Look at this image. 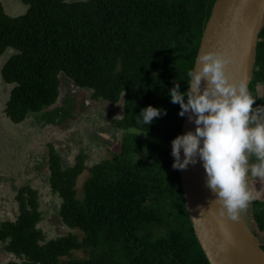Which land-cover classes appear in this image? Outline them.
<instances>
[{
  "label": "trees",
  "instance_id": "trees-1",
  "mask_svg": "<svg viewBox=\"0 0 264 264\" xmlns=\"http://www.w3.org/2000/svg\"><path fill=\"white\" fill-rule=\"evenodd\" d=\"M20 1L27 12L11 17L0 0V56L13 51L2 70L13 85L5 109L10 120L22 123L56 104L64 75L93 99L120 104L122 117L114 122L124 135L118 153L88 169L83 152L67 167L51 147L50 185L69 231L48 240L38 227L39 193L20 187L16 221H0L7 264H210L186 208L180 170L172 168L171 141L182 134L185 116L168 90L174 82L187 89L217 0ZM259 86L264 89V29L250 84L253 108L264 106ZM149 105L166 114L148 127L138 119ZM65 113L43 117L60 124ZM85 171L80 197L75 185ZM249 210L264 232V200H252Z\"/></svg>",
  "mask_w": 264,
  "mask_h": 264
},
{
  "label": "rangeland",
  "instance_id": "rangeland-1",
  "mask_svg": "<svg viewBox=\"0 0 264 264\" xmlns=\"http://www.w3.org/2000/svg\"><path fill=\"white\" fill-rule=\"evenodd\" d=\"M5 10L11 17L25 14L28 7L20 0H6ZM13 54L9 50L0 56V69L4 67ZM61 94L56 104L45 108L37 115H30L22 123H14L7 116L4 100L10 92H0V221H16L19 214L17 201L18 189L30 185L39 193L42 220L39 228L44 231L48 240L65 234L59 216L61 198L53 193L50 185V150L53 147L62 159L64 166H74L76 157L84 153L86 169L112 158L118 153L124 131L115 125V120L122 117L123 107L110 105L103 100L92 98L87 89L75 88L74 84L61 76ZM1 85V84H0ZM260 95L262 86L258 87ZM66 110V119L60 124L48 123L43 116L52 111ZM88 177L85 171L77 180L76 189L81 193ZM248 187L252 200H264V179L248 177ZM246 214L249 226L254 235L262 243L264 232H259L250 215L249 204L241 211ZM81 257L83 253L76 252ZM10 255L3 251L0 244V264H7Z\"/></svg>",
  "mask_w": 264,
  "mask_h": 264
},
{
  "label": "clouds",
  "instance_id": "clouds-1",
  "mask_svg": "<svg viewBox=\"0 0 264 264\" xmlns=\"http://www.w3.org/2000/svg\"><path fill=\"white\" fill-rule=\"evenodd\" d=\"M197 62L199 68L189 71L185 91L179 82L168 90L171 103L180 106L179 115L188 114L195 125L194 131L171 141L172 168L185 170L202 162L219 214L236 220L253 199L248 177L264 179V106L253 108L255 98L245 82L230 81L225 66L233 57L207 51ZM164 114L166 110L149 105L139 112L138 123L149 127ZM253 156L255 162L250 163Z\"/></svg>",
  "mask_w": 264,
  "mask_h": 264
},
{
  "label": "water",
  "instance_id": "water-1",
  "mask_svg": "<svg viewBox=\"0 0 264 264\" xmlns=\"http://www.w3.org/2000/svg\"><path fill=\"white\" fill-rule=\"evenodd\" d=\"M263 29L264 0H217L197 60L207 51H220L233 57L234 62L225 66V72L230 81L245 82L250 94ZM194 129L186 114L182 134ZM180 173L186 208L210 264H264L262 243L251 231L247 215L240 211L238 219L232 220L219 214L220 205L206 184L202 162L190 164Z\"/></svg>",
  "mask_w": 264,
  "mask_h": 264
},
{
  "label": "crops",
  "instance_id": "crops-1",
  "mask_svg": "<svg viewBox=\"0 0 264 264\" xmlns=\"http://www.w3.org/2000/svg\"><path fill=\"white\" fill-rule=\"evenodd\" d=\"M2 1V3H3V5H4V7H5V5H6V0H1ZM12 51V50H11ZM8 61V60H7ZM7 61H4V62H7ZM2 70H3V67H1V69H0V92H3L4 93V91L5 92H10V91H8V89H7V87L9 86L11 89L13 88V85H10V84H7L6 82H5V80H4V78H3V75H2ZM3 89H4V91H3ZM11 93V92H10ZM5 94V93H4ZM8 101H9V99H8V94L6 95V99L4 100V106H7V103H8ZM2 101H1V107H2ZM0 107V108H1Z\"/></svg>",
  "mask_w": 264,
  "mask_h": 264
}]
</instances>
